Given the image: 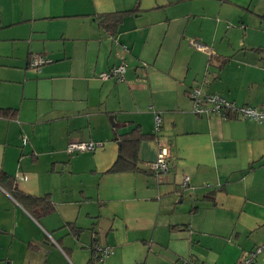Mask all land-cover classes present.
<instances>
[{"label":"crops","instance_id":"crops-1","mask_svg":"<svg viewBox=\"0 0 264 264\" xmlns=\"http://www.w3.org/2000/svg\"><path fill=\"white\" fill-rule=\"evenodd\" d=\"M193 86L264 109V0H0V171L53 206L34 218L0 184V264H238L263 243L264 122L195 115ZM134 129L138 170L108 173Z\"/></svg>","mask_w":264,"mask_h":264},{"label":"built area","instance_id":"built-area-1","mask_svg":"<svg viewBox=\"0 0 264 264\" xmlns=\"http://www.w3.org/2000/svg\"><path fill=\"white\" fill-rule=\"evenodd\" d=\"M193 46L202 52L208 53L209 48L202 44L193 42ZM50 60L43 56H33L30 60V65L34 68H39L41 65L49 63ZM124 67L118 66L112 68L107 72H102L98 75L101 80H108L115 78L118 81L122 80ZM189 99L192 103V112L198 116H210L219 115L221 117L232 116L234 118L248 119L256 123L264 122V109L258 110L254 107L237 105L232 101L227 100L217 93H204L199 86H193L188 92ZM161 126V117L159 114H154V127L155 132H158ZM101 143L94 142H70L67 144L65 150L68 154L82 153L94 151L101 147ZM167 149L158 143L157 155L155 161L151 164V171L156 174H164L168 171L167 165ZM188 184V177L183 179V188ZM96 251L99 253L98 261H102L105 257L112 253L109 247H96ZM264 253V242L256 246L252 251L246 253L238 264H253L256 257ZM186 264H199L194 261H185Z\"/></svg>","mask_w":264,"mask_h":264},{"label":"trees","instance_id":"trees-1","mask_svg":"<svg viewBox=\"0 0 264 264\" xmlns=\"http://www.w3.org/2000/svg\"><path fill=\"white\" fill-rule=\"evenodd\" d=\"M129 12H115L112 14H105L98 17V24L104 30L110 34H114L116 26L121 22L123 15ZM1 116L12 115L10 111H0ZM145 137L138 129H134L131 132L121 137L119 154L116 162L108 170V173H120L126 171H137V147L138 143ZM12 179H10L5 173L0 171V184L7 190L12 192V195L22 203L28 210V212L37 218L39 215H47L53 212V206L46 197L33 198L25 196L21 193H16L12 187ZM93 264V263H92Z\"/></svg>","mask_w":264,"mask_h":264},{"label":"water","instance_id":"water-1","mask_svg":"<svg viewBox=\"0 0 264 264\" xmlns=\"http://www.w3.org/2000/svg\"><path fill=\"white\" fill-rule=\"evenodd\" d=\"M111 119H112V116L109 117L110 122H111Z\"/></svg>","mask_w":264,"mask_h":264}]
</instances>
